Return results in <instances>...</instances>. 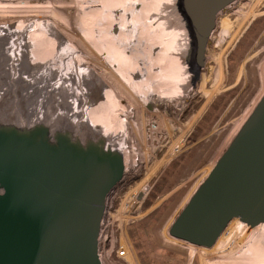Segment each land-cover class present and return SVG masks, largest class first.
Masks as SVG:
<instances>
[{
    "label": "rangeland",
    "instance_id": "obj_1",
    "mask_svg": "<svg viewBox=\"0 0 264 264\" xmlns=\"http://www.w3.org/2000/svg\"><path fill=\"white\" fill-rule=\"evenodd\" d=\"M34 1L49 11L50 16L40 12L29 17L0 16L3 26L0 34L5 36L2 40H12L13 35L22 36V30L27 31L26 26L14 28L17 21L44 20L50 25V32L59 36L58 40L74 49L76 58L82 60L81 69L89 71L99 84L111 85L125 106L128 127L121 135L111 133L115 141L123 139L128 160L124 175L105 199L99 245L102 263L206 264L224 261L236 252L244 242L238 237H232L224 250L218 252L213 247L202 248L178 240L168 230L264 93V0H238V5L234 3L230 9L219 12L205 47L204 67L200 71L205 77L203 88L195 87L200 82L199 76L194 85H187L191 90L180 107L171 106L170 100L166 109L157 106L153 111L147 104L127 98L128 90L81 35L76 25L79 11L72 4V1L80 3L79 0ZM85 3L86 11L94 7ZM163 8L165 13L173 10L169 6ZM222 17L231 25L225 32L218 23ZM137 32H133L131 40L151 42V52H158L155 39L139 36ZM27 49H22L20 54L29 55L31 47ZM5 54H0V117L5 115L15 121L26 104V109L34 113L36 110L34 119L48 124L59 122L60 118L56 120L53 111L42 103V98L48 99L46 94L35 89L43 84L39 74L30 72L28 77L29 70H23L21 60L9 61L6 57L11 54ZM13 88L17 101L25 102L18 104V110H13L5 100L15 97ZM90 95L91 100L95 98V94ZM49 97L52 99L48 102L57 101L54 94ZM49 105L51 108V102ZM45 114L48 119L43 117ZM79 128L83 129L82 125ZM144 181L147 182L144 193H140V198L132 197ZM111 239L115 247L119 243L126 247L127 262L117 258L114 251L109 252Z\"/></svg>",
    "mask_w": 264,
    "mask_h": 264
},
{
    "label": "water",
    "instance_id": "obj_2",
    "mask_svg": "<svg viewBox=\"0 0 264 264\" xmlns=\"http://www.w3.org/2000/svg\"><path fill=\"white\" fill-rule=\"evenodd\" d=\"M234 1L174 0L188 85L218 13ZM26 117H0V264H102L105 199L126 171V144L99 128ZM233 219L264 224V93L168 233L209 249Z\"/></svg>",
    "mask_w": 264,
    "mask_h": 264
},
{
    "label": "bare ground",
    "instance_id": "obj_3",
    "mask_svg": "<svg viewBox=\"0 0 264 264\" xmlns=\"http://www.w3.org/2000/svg\"><path fill=\"white\" fill-rule=\"evenodd\" d=\"M79 1L80 3L72 1L79 11L76 16V25L84 39L105 60L121 85L128 90L127 98L147 104L150 111L155 110L157 106L160 109H166L170 100L171 106L180 107L191 89H187L189 75L181 59L186 45L185 32L175 23L176 13L173 10L165 13L163 8L167 6L172 8L174 0ZM85 2L94 7L86 11ZM234 3L238 5V0L222 12L230 9ZM38 12L50 16L49 11L45 10L38 1L3 2L0 0V16L16 14L29 17L37 16L40 14ZM216 18L218 19L219 15ZM218 23L224 32L231 26L224 17L220 18ZM14 25L13 27L18 30L26 26L27 31L24 32L23 29L24 34L13 35L12 40H2L5 36L0 34V46L3 45L0 48V54L3 56L9 52L11 56L6 57L9 61L10 59L13 61L14 58L20 59L24 66L23 70H29L28 77L30 72L39 74L43 82V93L49 100L52 99L49 97L51 93L56 96V102L50 101L51 108L48 99L45 101L42 98L44 107L50 112L53 111L52 116L56 120L60 118L59 123L67 129L73 130L82 125V128L89 126L99 128L103 132H117L121 135L128 127V120L125 115V106L120 103V95L115 89L108 83L99 84L89 71L82 70V60L76 58L74 49L66 42L58 40L59 36L56 32H50L52 29L44 20L17 21ZM2 27L0 25V29ZM137 30L139 36L147 35L155 39L153 41L157 43L158 52H151L153 44L151 42L130 39L133 32ZM28 46L31 47V53L24 54V58L20 52L22 49L28 51ZM24 59L30 62H25ZM199 76L200 82L195 87L203 88L204 74L200 73ZM36 86L38 88L39 85ZM14 91L13 89V96L16 95ZM91 93L95 94L96 99L91 100ZM5 100L13 110H18L16 107L19 103L25 104V102L17 101L16 96L12 99L7 97ZM24 108L23 111L19 110L18 117H32L37 113L36 110L34 113V110L26 109V104ZM45 115L43 117L48 119L49 117ZM51 120L54 121V119ZM146 187L147 182L144 181L132 193V197L136 198L137 192L144 193L143 190ZM232 237H238L244 241L241 247L224 261L206 264H264V224L250 227L233 219L228 223L213 249L215 248L214 250L218 252L223 251Z\"/></svg>",
    "mask_w": 264,
    "mask_h": 264
},
{
    "label": "built area",
    "instance_id": "obj_4",
    "mask_svg": "<svg viewBox=\"0 0 264 264\" xmlns=\"http://www.w3.org/2000/svg\"><path fill=\"white\" fill-rule=\"evenodd\" d=\"M142 193V192H141ZM138 194H140V193H138ZM138 194H137V197H138ZM100 232H101V230H100ZM100 232H99V239H98V255H99V258H100V254H101V247L99 246L100 245ZM111 241V243H110V246H109V248H108V250H109V252L111 253V252H115V256L117 257V258H119V259H122V260H127L126 258H127V249H126V247L123 245V244H121V243H119L118 245H117V247H115L114 246V242H113V240L111 239L110 240ZM103 246H105L106 247V244L105 245H103ZM100 261H101V259H100ZM127 262V261H126ZM101 263H102V261H101ZM103 264V263H102Z\"/></svg>",
    "mask_w": 264,
    "mask_h": 264
},
{
    "label": "flooded vegetation",
    "instance_id": "obj_5",
    "mask_svg": "<svg viewBox=\"0 0 264 264\" xmlns=\"http://www.w3.org/2000/svg\"><path fill=\"white\" fill-rule=\"evenodd\" d=\"M0 75H2V74H0ZM199 77V76H198ZM28 80L29 79H27L26 81L28 82ZM0 81H2V80H0ZM24 82V81H23ZM35 87V86H34ZM13 89H15V88H13ZM35 89H37V90H39V89H42V92L44 91L43 89H44V87H43V85L41 86V88H40V85L38 86V88H35ZM30 90H32V89H30ZM41 90H39V92H40ZM94 93V92H93ZM94 95V94H93ZM18 98H16V100H17ZM28 108V107H27ZM29 110V109H28ZM30 111V110H29Z\"/></svg>",
    "mask_w": 264,
    "mask_h": 264
}]
</instances>
